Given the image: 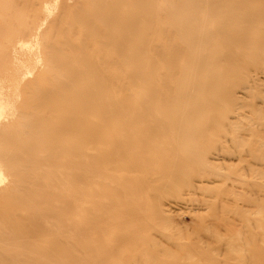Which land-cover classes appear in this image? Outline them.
Instances as JSON below:
<instances>
[{
  "label": "bare ground",
  "instance_id": "6f19581e",
  "mask_svg": "<svg viewBox=\"0 0 264 264\" xmlns=\"http://www.w3.org/2000/svg\"><path fill=\"white\" fill-rule=\"evenodd\" d=\"M249 43L264 0H0V264H264V218L216 251L166 215Z\"/></svg>",
  "mask_w": 264,
  "mask_h": 264
},
{
  "label": "rangeland",
  "instance_id": "374dc122",
  "mask_svg": "<svg viewBox=\"0 0 264 264\" xmlns=\"http://www.w3.org/2000/svg\"><path fill=\"white\" fill-rule=\"evenodd\" d=\"M243 51H235L233 57L239 61L243 60L242 64H239L244 68L241 69L238 64L237 71L234 69V72L229 74L231 76L228 75L226 84L231 87L229 89L234 102L233 111L227 113L224 129L214 131L212 136L201 142L210 167L208 168L207 164V169L198 171L197 179L194 178L196 173L191 174L189 183L194 188L183 187L186 188L183 190L182 183L178 192H173L167 201L164 200L166 203L173 200L177 203L166 215L170 219L168 224L176 230L175 232L180 233L179 236L191 241H202L203 246L216 251L221 248L231 231L237 229L244 220L264 218L263 214H258L261 213L258 212L259 205L264 202V161L251 158L254 152L262 153L264 150L259 147L264 145V53L256 43H249ZM235 71L239 73L238 76ZM62 75L70 74H65L64 70ZM231 139L233 140L230 141ZM197 184L199 186H196ZM130 226L134 227L133 224ZM207 229L216 231V234L207 233Z\"/></svg>",
  "mask_w": 264,
  "mask_h": 264
}]
</instances>
